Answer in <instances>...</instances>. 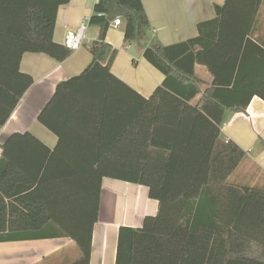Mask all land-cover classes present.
Segmentation results:
<instances>
[{"label":"trees","instance_id":"trees-1","mask_svg":"<svg viewBox=\"0 0 264 264\" xmlns=\"http://www.w3.org/2000/svg\"><path fill=\"white\" fill-rule=\"evenodd\" d=\"M71 0H0V127L32 76L23 56L63 62L73 51L55 42L58 11ZM264 0H226L198 36L157 44L143 57L165 80L146 98L112 73L117 50L106 43L125 18V42L150 28L141 0H100L90 19L100 41L91 64L58 84L38 121L58 138L53 150L30 133L13 134L0 155V242L68 238L91 264L106 178L145 186L158 202L141 227L122 226L116 264H264V183L234 180L247 153L221 139L226 111L264 101V44L255 38ZM212 83L201 91L196 68ZM42 150L45 163L14 153L18 140ZM126 145L129 152L121 153ZM120 148V149H119Z\"/></svg>","mask_w":264,"mask_h":264},{"label":"crops","instance_id":"crops-1","mask_svg":"<svg viewBox=\"0 0 264 264\" xmlns=\"http://www.w3.org/2000/svg\"><path fill=\"white\" fill-rule=\"evenodd\" d=\"M141 1L150 22L145 38L126 43L125 18L119 17L123 25L115 27L112 22L105 42L117 50L112 73L148 98L162 85L165 76L144 59V50L157 44L171 45L197 37L198 25L214 19L216 6H222L226 0ZM97 3V0H71L60 7L54 34L56 43L64 45L69 32L76 31L82 24L87 25L82 47L68 59L59 62L37 53L23 56L20 69L32 76L34 83L5 125L0 127V155L3 145L16 133L28 132L51 150L57 147V136L44 127L38 117L58 84L80 75L91 64L88 47L100 41V27L90 24ZM255 38L264 44V6ZM196 75L202 92L210 87L212 77L204 67L198 66ZM220 137L233 141L248 155L234 180L242 184L264 183V101L254 97L245 112L226 111ZM11 150L29 156L34 166L45 163L42 150L27 140H18ZM118 151L127 154L129 149L123 145ZM157 212L158 202L150 199L145 186L104 179L91 264H116L120 227L139 228L147 216H155ZM78 257L74 243L68 238L0 242V264H69Z\"/></svg>","mask_w":264,"mask_h":264},{"label":"built area","instance_id":"built-area-1","mask_svg":"<svg viewBox=\"0 0 264 264\" xmlns=\"http://www.w3.org/2000/svg\"><path fill=\"white\" fill-rule=\"evenodd\" d=\"M98 2L100 0H97ZM123 25L121 18H117L113 22V26L120 27ZM87 25L82 24L76 31L69 32L65 38L64 45L69 50L75 52L82 47L83 41L86 36Z\"/></svg>","mask_w":264,"mask_h":264}]
</instances>
